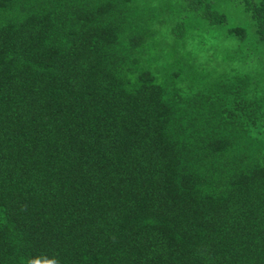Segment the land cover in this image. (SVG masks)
I'll list each match as a JSON object with an SVG mask.
<instances>
[{"label": "trees", "instance_id": "obj_1", "mask_svg": "<svg viewBox=\"0 0 264 264\" xmlns=\"http://www.w3.org/2000/svg\"><path fill=\"white\" fill-rule=\"evenodd\" d=\"M0 264H264V0H0Z\"/></svg>", "mask_w": 264, "mask_h": 264}]
</instances>
